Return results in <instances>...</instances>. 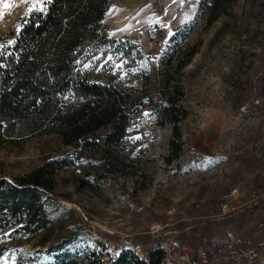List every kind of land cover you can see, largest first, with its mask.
Masks as SVG:
<instances>
[{"label": "rangeland", "instance_id": "1", "mask_svg": "<svg viewBox=\"0 0 264 264\" xmlns=\"http://www.w3.org/2000/svg\"><path fill=\"white\" fill-rule=\"evenodd\" d=\"M202 1L111 0V42L84 66L133 88L142 109L105 157L85 152L58 173L48 242L0 231V264L95 249L104 261L160 249L166 264H264V0H235L212 24ZM33 3L0 0V43ZM73 150L54 133L18 138L0 145V175Z\"/></svg>", "mask_w": 264, "mask_h": 264}, {"label": "trees", "instance_id": "2", "mask_svg": "<svg viewBox=\"0 0 264 264\" xmlns=\"http://www.w3.org/2000/svg\"><path fill=\"white\" fill-rule=\"evenodd\" d=\"M234 2L203 0L208 23L227 15ZM41 3L43 13L24 15L19 35L13 27L0 43L16 41L0 48V145L54 133L74 150L13 178L0 175V231L11 230L9 236L27 240L40 236L39 243L44 244L52 228L48 208L55 203L58 173L85 152L105 157L112 146L120 144L141 111L143 99L133 88L120 87L112 80H93L84 66L95 48L111 42L103 27L111 0ZM176 104L177 99H172L171 107L181 111ZM8 247L0 246V258ZM51 264L166 263L160 249L146 256L123 251L108 261L95 249L85 255H56Z\"/></svg>", "mask_w": 264, "mask_h": 264}, {"label": "snow or ice", "instance_id": "3", "mask_svg": "<svg viewBox=\"0 0 264 264\" xmlns=\"http://www.w3.org/2000/svg\"><path fill=\"white\" fill-rule=\"evenodd\" d=\"M47 2L51 3V0H47ZM174 2H175V0H174ZM180 2H181V4H183L185 2V0H180ZM5 7H7V5H5ZM44 11H45V7H44L43 3H39V4L33 3L32 5L29 6L28 11L25 13V16H29L30 14H32L34 12L43 13ZM25 23H27V21H25ZM20 30H21V25L17 24L15 27V32L17 35H19ZM15 43H16L15 39L8 40L7 45L0 44V48H4V47H7L8 45H13ZM146 115H147V113H146ZM13 259H15V258L13 257Z\"/></svg>", "mask_w": 264, "mask_h": 264}, {"label": "built area", "instance_id": "4", "mask_svg": "<svg viewBox=\"0 0 264 264\" xmlns=\"http://www.w3.org/2000/svg\"><path fill=\"white\" fill-rule=\"evenodd\" d=\"M259 102V98L257 97L256 99H255V103H258Z\"/></svg>", "mask_w": 264, "mask_h": 264}, {"label": "water", "instance_id": "5", "mask_svg": "<svg viewBox=\"0 0 264 264\" xmlns=\"http://www.w3.org/2000/svg\"><path fill=\"white\" fill-rule=\"evenodd\" d=\"M18 138V137H17Z\"/></svg>", "mask_w": 264, "mask_h": 264}]
</instances>
